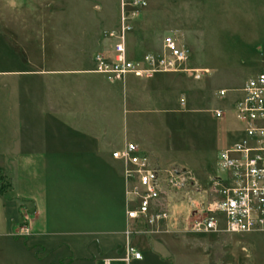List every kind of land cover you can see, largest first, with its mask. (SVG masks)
I'll return each instance as SVG.
<instances>
[{"label":"crops","instance_id":"1","mask_svg":"<svg viewBox=\"0 0 264 264\" xmlns=\"http://www.w3.org/2000/svg\"><path fill=\"white\" fill-rule=\"evenodd\" d=\"M6 1L0 0V238L22 245L12 264H228L227 248L211 251L228 235L142 233L146 227L126 219L123 167L111 153L130 136L123 112L100 104L106 78L70 71L66 58L53 69L47 43L37 58V47L9 35L4 17L15 10ZM263 59L264 53L250 64ZM70 166L80 177L71 185ZM102 192L111 201L106 217L95 204ZM70 201L82 216L69 212ZM86 204L91 217L84 216ZM27 214L28 236L14 237ZM127 243L140 259L124 260Z\"/></svg>","mask_w":264,"mask_h":264},{"label":"rangeland","instance_id":"2","mask_svg":"<svg viewBox=\"0 0 264 264\" xmlns=\"http://www.w3.org/2000/svg\"><path fill=\"white\" fill-rule=\"evenodd\" d=\"M122 1L7 0L15 13H6L4 19L10 36L25 47H37V58L47 43L53 69L66 58L70 71L94 73V58L110 51L111 35L118 34L123 13L136 14L126 38L131 59L157 53L166 38H177L189 52L188 66L206 67L209 75L198 81L184 73L128 76L121 82L104 79L109 90H100L98 97L101 105L127 117L126 143L136 145L162 168L184 165L205 183L215 169L218 151L238 134L233 106L240 98V86L264 69V59L250 64L252 57L259 60L264 53V0H145L144 7L126 10ZM221 90L227 91L225 97L218 95ZM215 109L223 112L222 119L214 117ZM69 171L70 185L80 181L75 168L70 166ZM95 201L101 216H110V195L102 192ZM76 205L70 201L69 212L82 216ZM83 213L92 216L87 207ZM228 236L227 242H212L211 251L224 254L227 248L228 264H264V233ZM10 239L0 238V264L14 263L22 248Z\"/></svg>","mask_w":264,"mask_h":264},{"label":"built area","instance_id":"3","mask_svg":"<svg viewBox=\"0 0 264 264\" xmlns=\"http://www.w3.org/2000/svg\"><path fill=\"white\" fill-rule=\"evenodd\" d=\"M145 5V0L121 2L122 10ZM135 16L121 14L118 34L111 35L110 51L94 58L96 73L111 82L167 73L188 74L196 81L204 76L202 68L188 66V50L172 36L157 53L131 59L126 38L133 31ZM226 93L221 90L218 95L225 97ZM233 111L238 135L218 152L215 169L205 183L182 166L155 167L148 154L132 143L111 153L123 165L126 219L146 227L142 233H264V69L242 87ZM213 115L223 118L221 110H214ZM29 217H22L14 237L28 236ZM130 258L140 259V253L127 243L124 260Z\"/></svg>","mask_w":264,"mask_h":264}]
</instances>
